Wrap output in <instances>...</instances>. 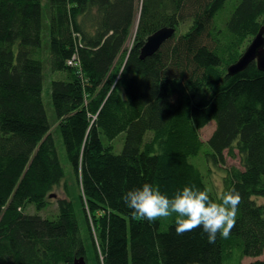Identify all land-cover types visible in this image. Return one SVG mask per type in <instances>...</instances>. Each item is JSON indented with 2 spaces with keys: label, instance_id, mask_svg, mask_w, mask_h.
Returning <instances> with one entry per match:
<instances>
[{
  "label": "trees",
  "instance_id": "1",
  "mask_svg": "<svg viewBox=\"0 0 264 264\" xmlns=\"http://www.w3.org/2000/svg\"><path fill=\"white\" fill-rule=\"evenodd\" d=\"M162 28L174 36L140 59ZM261 29L264 0H0V264L263 255L264 71L227 72ZM59 148L79 188H66L50 220L36 213L65 177ZM145 183L169 198L195 185L216 202L234 188L230 237L209 244L202 228L177 235L174 217H133L122 197Z\"/></svg>",
  "mask_w": 264,
  "mask_h": 264
},
{
  "label": "clouds",
  "instance_id": "2",
  "mask_svg": "<svg viewBox=\"0 0 264 264\" xmlns=\"http://www.w3.org/2000/svg\"><path fill=\"white\" fill-rule=\"evenodd\" d=\"M122 199L133 210V217L139 216L149 223L174 217L177 235L202 228L209 244H214L218 235L223 239L230 237L241 203V196L234 188L220 193L216 202L206 190L201 191L195 185L185 186L169 198L158 186L149 183L128 190Z\"/></svg>",
  "mask_w": 264,
  "mask_h": 264
},
{
  "label": "rangeland",
  "instance_id": "3",
  "mask_svg": "<svg viewBox=\"0 0 264 264\" xmlns=\"http://www.w3.org/2000/svg\"><path fill=\"white\" fill-rule=\"evenodd\" d=\"M188 26H184V28L182 27L180 29L181 32H184L185 29ZM132 43V38H130V41L128 42V45L126 46V49H128L131 46ZM45 103L47 101L46 96H45ZM46 111L47 114L50 116L51 115V109L48 108V106L46 107ZM215 130V124L214 123H209L207 126H205L201 131H200V137L203 141H206L214 132ZM54 132V129H53ZM123 141H124V135L121 134L120 136H118L114 141H113V152L118 154L123 146ZM59 156H60V160L62 163V166L64 168L65 171V177L64 179L61 181V183L56 186L50 193L49 198H47L46 201V206L45 209L42 210L39 213H36L34 211V209H32L31 207H29L28 212L33 214L36 213L44 218L53 220L56 219L57 216V200L58 199H65V193L64 191H67L66 188L68 189V191H70L72 189V187L75 188V186L78 187L77 184V179L78 177L75 175V171H73V169L71 168V166L65 161V156H64V150L61 148H59ZM227 166L231 167H239V160L237 157L235 158H228L227 159ZM221 177H220V173L219 172H215L212 175V183L213 185L219 189L220 185H221ZM79 188V187H78ZM220 190V189H219ZM264 259V253L263 255H261L260 257L257 258H244V260L242 261V264H248L251 261H256V260H262Z\"/></svg>",
  "mask_w": 264,
  "mask_h": 264
},
{
  "label": "water",
  "instance_id": "4",
  "mask_svg": "<svg viewBox=\"0 0 264 264\" xmlns=\"http://www.w3.org/2000/svg\"><path fill=\"white\" fill-rule=\"evenodd\" d=\"M175 34L173 28H162L146 39L140 51V59H145L156 53L159 47ZM255 62L259 71H264V38L261 29L250 44L243 51L240 59L227 70L228 75H235L244 71L248 65ZM73 264H86L83 259L74 261Z\"/></svg>",
  "mask_w": 264,
  "mask_h": 264
}]
</instances>
